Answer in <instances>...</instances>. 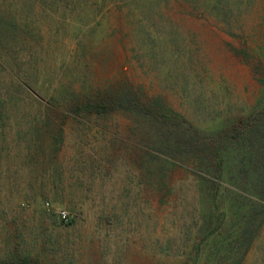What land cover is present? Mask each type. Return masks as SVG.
I'll list each match as a JSON object with an SVG mask.
<instances>
[{
  "label": "rangeland",
  "instance_id": "374dc122",
  "mask_svg": "<svg viewBox=\"0 0 264 264\" xmlns=\"http://www.w3.org/2000/svg\"><path fill=\"white\" fill-rule=\"evenodd\" d=\"M0 53L15 59L34 98L121 84L206 134L227 131L264 87V0H0ZM2 81L1 72L0 90ZM9 91L0 264L13 248L31 264H264V201L243 190L231 157L221 178L210 177L211 197L199 193L204 175L181 170L177 194L164 197L143 182L141 130L122 117L99 131L62 117L52 129L66 137L59 162L43 165L46 150H23L21 118L35 115L27 95ZM255 209L263 223L245 237Z\"/></svg>",
  "mask_w": 264,
  "mask_h": 264
},
{
  "label": "trees",
  "instance_id": "16d2710c",
  "mask_svg": "<svg viewBox=\"0 0 264 264\" xmlns=\"http://www.w3.org/2000/svg\"><path fill=\"white\" fill-rule=\"evenodd\" d=\"M15 62L14 58L0 53V73H3V88L0 90L1 143L13 130L9 123L12 106V100L9 102L12 97L9 87L15 88L27 95L24 101L29 103L28 110L35 114L32 119L28 117V121L25 117L21 118L20 125L29 130L23 138V150L27 156H30L34 147H40L47 153L52 150L49 155L45 152L46 161L43 165L53 163L54 159L58 161L57 155L66 142L62 130L52 131L55 119L66 117L73 122L84 120L90 127L99 131L110 124H116L118 121L116 118L122 117L131 127L134 126L143 133L144 144L140 151L142 168L145 171L143 182L151 191L164 197L175 195L179 184L175 180L172 181L173 172L181 170L182 174H186L187 171H192L206 177V180H197L201 197L203 199L211 197L217 188L211 184L210 177L221 178L226 166L224 162L229 161L231 157L230 160H234L232 164L234 176L241 178L243 190L252 192L254 196L264 201V87L256 106L247 116L241 117L236 125L227 131L222 129L206 134L173 111L161 98L155 97L145 101L141 90L137 91L126 85L116 84L104 89L93 88L91 91L75 88L72 89V95L61 102L59 101L65 97H54L53 93L47 98L35 91L38 98H34L30 94V84L17 77ZM21 138L20 136L19 139ZM4 148L6 146L1 144L0 152ZM259 212V209H255L250 215L243 233L245 237L250 234L254 224L258 227L263 223V212L260 214ZM61 222L65 226L74 223L69 215L66 221ZM210 222L206 218H202L200 222L204 236L205 225L206 223L210 225ZM30 260L29 255L13 248L8 249L2 262L31 264ZM182 264H197V258L187 257V261ZM217 264H220V261Z\"/></svg>",
  "mask_w": 264,
  "mask_h": 264
},
{
  "label": "built area",
  "instance_id": "2783aa9c",
  "mask_svg": "<svg viewBox=\"0 0 264 264\" xmlns=\"http://www.w3.org/2000/svg\"><path fill=\"white\" fill-rule=\"evenodd\" d=\"M59 218H60L61 220H63V221H66L67 218H68V214L65 213V212H60V213H59Z\"/></svg>",
  "mask_w": 264,
  "mask_h": 264
}]
</instances>
